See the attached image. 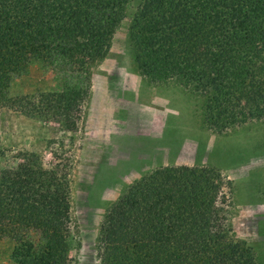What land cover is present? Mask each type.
Masks as SVG:
<instances>
[{"label": "trees", "instance_id": "trees-1", "mask_svg": "<svg viewBox=\"0 0 264 264\" xmlns=\"http://www.w3.org/2000/svg\"><path fill=\"white\" fill-rule=\"evenodd\" d=\"M131 0H0V107L76 129L90 69L108 52ZM126 42L134 68L198 99L215 133L264 123V0H138ZM32 63L63 72L56 91L9 95ZM4 149L0 145V157ZM0 168V239L15 264H70L69 165L18 151ZM232 185L218 169L157 166L105 211L98 264H260L229 220Z\"/></svg>", "mask_w": 264, "mask_h": 264}, {"label": "rangeland", "instance_id": "rangeland-1", "mask_svg": "<svg viewBox=\"0 0 264 264\" xmlns=\"http://www.w3.org/2000/svg\"><path fill=\"white\" fill-rule=\"evenodd\" d=\"M137 1L131 0L108 52L90 69L74 131L0 107V168L12 166L18 151L36 153L44 166L67 162L70 264H98L100 222L126 185L160 165L213 166L232 185V229L264 264V123L212 132L200 122L197 97L174 82L140 76L126 42ZM64 78L63 72L32 63L12 78L8 94L56 91ZM12 245L0 239V264H15Z\"/></svg>", "mask_w": 264, "mask_h": 264}]
</instances>
